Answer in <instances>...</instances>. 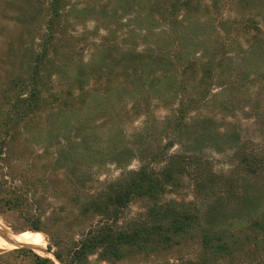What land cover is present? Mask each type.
I'll list each match as a JSON object with an SVG mask.
<instances>
[{
    "label": "trees",
    "instance_id": "16d2710c",
    "mask_svg": "<svg viewBox=\"0 0 264 264\" xmlns=\"http://www.w3.org/2000/svg\"><path fill=\"white\" fill-rule=\"evenodd\" d=\"M21 1L23 38L38 32L40 43L30 64L36 90L16 114L45 117L46 137L69 143L61 157L72 178L79 166L87 182L110 166L121 171L84 194L82 215L94 223L72 259L121 260L130 249L160 253L195 240L199 251L178 264H264L255 262L264 235V146L255 143L264 134L243 135L236 118L251 112L257 125L264 116V0H227L221 16L214 0L169 7L146 0L147 8L137 6L142 22L133 24L132 48H105L115 37L106 26L86 68L74 59L65 24L92 17L102 26L101 4L114 0ZM47 72L55 77L50 103ZM155 103L168 110L164 119L153 115ZM139 117L143 127L127 132ZM216 156L234 171L217 170ZM132 204L140 212L122 220Z\"/></svg>",
    "mask_w": 264,
    "mask_h": 264
},
{
    "label": "rangeland",
    "instance_id": "374dc122",
    "mask_svg": "<svg viewBox=\"0 0 264 264\" xmlns=\"http://www.w3.org/2000/svg\"><path fill=\"white\" fill-rule=\"evenodd\" d=\"M214 1H218L216 5L222 9L218 12L221 16L227 0ZM105 2L100 8L106 18L104 25H97L90 19L92 17H83L78 23L69 21L65 24L67 34L74 37V42H71L74 59L84 62L85 68L91 61L94 62L93 57L97 53L94 46L97 51L98 45L103 44L102 37L107 36L104 31L106 26L111 25L115 37L113 42L104 45L105 48L110 46L124 51L130 50L132 46L129 44L135 42L133 24L142 22L137 20L140 17L137 6L146 7V0H114L110 8H103ZM210 2L211 6L215 5L212 0L192 1L195 6H210ZM172 3H175V0H164L161 6L169 7ZM25 7L21 0H0V223L7 231L0 233L6 237L32 234L40 238L41 244L35 248L19 243L0 250V264H178L194 258L199 251L198 242L189 240L182 246L160 253L130 249L121 260H105L99 253L83 256L80 260L72 259L74 251L79 250L81 241L86 239L94 223L92 219L82 215L84 194L103 189L105 184L117 179L121 171L115 166H110L100 172L98 170L91 181L87 182L83 176L85 168L79 166L78 178H72L69 166L64 163L65 158L61 157V152L66 150L69 143L63 139L50 140L46 137L50 129L45 117L30 116L23 121L16 114L18 110L23 111L20 101H31L33 91L36 90L30 64L34 61L33 51H37L40 43L38 32L30 35L26 32L29 36L23 38L22 8ZM238 7L239 5L235 9ZM196 9L193 8L192 15L206 16L196 12ZM122 36L128 41L116 45L117 40L120 42L123 39ZM49 74L50 72H47L45 75V86L42 89L48 92L45 97L50 103L48 96L52 85H55V77L51 80L48 78ZM152 111L158 119H164L168 115V110L158 103L153 104ZM253 116L251 112H240L236 118L241 124L243 135L257 138L264 134V116L257 125L252 121ZM216 121L221 127L226 126V121ZM143 122L142 117L136 118L134 123L126 127V131L133 133L140 130ZM41 130L44 132L42 138H47L45 143H40L38 139L41 137ZM263 141L264 137L261 143L256 142L255 145L264 146ZM228 162L226 156H216L215 168L226 172L234 171L236 166H229ZM137 166L134 162L130 169L134 170ZM140 210V204H132L124 211L122 220L135 218ZM1 237L5 239L2 235ZM258 249L255 262L262 263L264 235L261 236ZM57 254L62 257L63 262L58 259ZM248 263L254 264L247 261Z\"/></svg>",
    "mask_w": 264,
    "mask_h": 264
},
{
    "label": "bare ground",
    "instance_id": "6f19581e",
    "mask_svg": "<svg viewBox=\"0 0 264 264\" xmlns=\"http://www.w3.org/2000/svg\"><path fill=\"white\" fill-rule=\"evenodd\" d=\"M0 231L7 232L5 229V226L2 223H0ZM1 235H3V234L0 233V250H5V249H7L9 247H13L19 243H25V244L33 246L35 248L39 247V245L41 244V242L39 240L40 238H38L32 234H26L22 237H15V236L14 237H6L7 239H3L1 237Z\"/></svg>",
    "mask_w": 264,
    "mask_h": 264
},
{
    "label": "water",
    "instance_id": "95a60500",
    "mask_svg": "<svg viewBox=\"0 0 264 264\" xmlns=\"http://www.w3.org/2000/svg\"><path fill=\"white\" fill-rule=\"evenodd\" d=\"M2 236L5 237V239H7L6 236H4V235H2Z\"/></svg>",
    "mask_w": 264,
    "mask_h": 264
}]
</instances>
